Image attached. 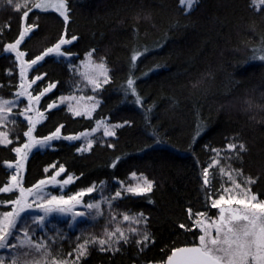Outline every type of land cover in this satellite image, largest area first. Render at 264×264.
<instances>
[{"label":"trees","instance_id":"1","mask_svg":"<svg viewBox=\"0 0 264 264\" xmlns=\"http://www.w3.org/2000/svg\"><path fill=\"white\" fill-rule=\"evenodd\" d=\"M28 2L31 7L35 0ZM14 3L23 5L24 0ZM68 7L66 23L54 10L39 9L29 11L23 21L22 13L28 9L16 11L0 0V99H12L21 80L15 57L5 49L24 27L35 23L38 27L20 45L26 60L54 46L62 36L77 39L62 47L70 59L48 56L30 71V79L43 76L32 87L34 96L55 85L40 99L44 119L33 135L49 136L61 125L62 136L79 135L96 128L101 120L122 126L113 128L114 136L95 135L91 149L83 153L78 151L80 141L64 139L33 151L24 165L22 186L32 187L62 165L66 171L60 180L74 177L65 196L94 183L99 189L103 183L102 191L84 196L86 205L116 191H121V198L113 201L111 209L102 204L103 215L91 209L90 219L76 228L69 226V220L58 219H51L43 229L31 226L33 239L49 245L47 264L53 257L71 264L79 244L93 237L107 239L106 230L114 231L117 225L125 230L128 242L113 245L118 251H101L98 244H89L78 264H165L174 248L198 243L196 213L218 216L209 197L218 198L223 188L232 187L227 176L219 173L220 167L226 172L236 170L232 175L237 183L251 178V192L264 200V61L252 59L264 49V6H254L252 0H199L189 12L179 0H68ZM145 48L147 53L133 62L132 55ZM93 49L91 61L106 64L109 80L95 91L82 75ZM128 79L134 81L135 95L128 90ZM75 96L95 105L90 117L74 115L68 101L60 103L61 97ZM53 102L58 107L48 109ZM20 112L13 109L0 127L12 141L0 144V186L13 174L7 167L17 161L13 149L26 142L28 122ZM229 143H242L246 150L237 148V156L227 149ZM213 149L219 150V156ZM214 159L220 163L209 167ZM205 168L207 186L203 184ZM134 177L152 181V191L124 192L133 186ZM16 196L18 192L0 193V200ZM11 209V204H0L1 212ZM140 213L146 223L123 221V214L136 217ZM130 227L141 235H132ZM144 232L151 241L147 246L136 243ZM8 254L7 258L12 253ZM36 258L40 259L38 254Z\"/></svg>","mask_w":264,"mask_h":264},{"label":"snow or ice","instance_id":"2","mask_svg":"<svg viewBox=\"0 0 264 264\" xmlns=\"http://www.w3.org/2000/svg\"><path fill=\"white\" fill-rule=\"evenodd\" d=\"M7 5L12 6L14 10L19 11L21 7L28 10L22 13V20L27 21L29 16V11L32 9H39L41 11L47 12L49 10H54L61 17H63L66 23L69 19L68 12V0H35L29 7L28 0H24L23 5L20 3H14V0H4ZM182 9L185 11H191L194 4H198L199 0H179ZM252 4L255 6L259 4L264 6V0H252ZM257 7V11H259ZM38 25L35 23L29 24L24 27L19 33L18 39L14 43L7 45L5 51L8 53H15V60L20 62V77L21 83L20 88H25L24 76L28 69L33 66L38 65L42 62L45 57L49 55H55L56 57H63L70 59V53L62 51L63 45H69L77 37L72 36L71 39H66L64 36L52 47L44 50L40 55L35 56L30 60H25L24 57L27 55L25 51L19 50V45L24 42L25 37L28 36ZM93 49L88 53L90 61L89 73H84L88 83L93 86V91L101 87L102 83H108V69L105 63H95L91 61ZM148 49L143 51H137L132 55V61L135 62L139 56L146 54ZM252 59H259L264 61V49L259 52L254 53ZM11 75V73H9ZM43 79V76H34V79L27 85L31 87V84L36 83L37 80ZM134 81L128 79L127 86L128 90L135 95V88L133 87ZM55 87L54 84H49L47 88L40 91L38 95L32 96L25 90H21L15 93L16 97L27 96L29 104L28 107L24 108L19 115L25 116L28 122V130L24 132V135L28 138V142L24 143L22 147H16L13 150L20 155V159L16 161L15 165L8 164L7 167L12 169L14 172L10 177V181L4 186H0V193H12L18 192L19 195L14 199L0 200V204L7 206L12 205L11 211H4L0 213V250L12 252V254L7 258L8 264H47L48 258L51 256L49 251V245L46 241H38L33 239V235L29 232L28 219L30 218L31 223L42 227L46 219L50 217L53 213H67L71 212L72 208L81 203V198L86 194H91L94 191H102L104 185L101 183L100 188L94 183L92 186L85 190H81L74 195H69L65 198L64 195H51L45 191L48 185H60L61 191L67 185L74 182V177L68 175L64 180L58 181L59 177L66 170L61 165L55 173L47 178L38 181L37 184L30 188L25 189L22 186V176H20L21 171L24 167V161L27 159V155L32 151L33 148L46 149L51 148V141L53 140H81L84 139V143L78 148V151L83 153L89 151L92 147L93 140L88 139L90 133L85 132L75 136H62L60 128L61 125L56 129L55 132L49 136L43 138H36L33 133L39 120L33 119L31 116H26V113L30 108L33 107L32 102H39L41 97L46 93L50 92L52 88ZM89 100L94 99L89 97ZM68 100H75V97H61L60 103H64ZM136 100L139 103L140 98L136 96ZM14 101H9L5 99H0V124H5L8 121L9 113H12L11 104ZM98 103V102H97ZM48 109L58 107L56 102L47 105ZM70 110L74 111V115H88L87 111L81 112L79 110H74L71 104L68 105ZM95 105H93V108ZM38 115L43 116V113H38ZM15 123V121H12ZM122 125H111L108 126L105 121H98L96 124V131L103 127V135L114 136L115 132L111 129L120 127ZM200 129L198 128L196 135L199 136ZM18 138V137H17ZM195 139V137H194ZM12 141L8 139L7 132H0V144H11ZM239 148L240 152L245 151L244 144L229 143L227 149L231 150L237 156L239 153L236 149ZM219 156V150L213 149ZM220 163L219 159H214L209 167H214ZM115 163L112 164L114 168ZM54 168L55 165H52ZM48 169H45L47 172ZM236 171V170H232ZM232 171L226 172L224 167L219 168V173L226 175L228 180L231 182L232 187L223 188V192L218 196V198L211 200V207L219 209V215L214 220H209V218L201 219L205 217V214L198 212L195 214L194 225L200 229V234L198 235V243L193 246L176 247L171 251V254L167 257L165 264H264V200H261L259 196L251 192L250 185L254 183L251 178L244 181L243 184L237 183L232 175ZM135 175V174H133ZM238 175L242 173L238 172ZM18 176L20 178L18 179ZM209 171L205 168L203 171V184L205 186L209 185ZM153 188V182L148 181L143 178V186L137 184L135 187L128 186L123 189L126 193H131L134 195H143L145 193L151 192ZM233 189L236 191L233 192ZM228 197L227 199L225 197ZM121 198V191H116L111 197H101V200L88 203L85 205L88 209L96 210L97 214L103 215L101 211L102 204H107L109 209L112 208L113 201ZM35 207L43 215L30 214L29 218H23L22 214L28 212L30 209ZM190 217L193 215L191 209L188 210ZM75 215H83V213H77ZM123 221L129 222L130 224L139 225L142 222L146 223L147 218L144 217L143 213L138 216L133 217L128 214H123ZM112 220L116 219V215L113 214ZM19 225V227H18ZM180 228H185V225H179ZM188 231H192V228H188ZM34 231V230H33ZM128 231L132 235H141L136 227H130ZM107 239L93 237L91 240H85L83 243L79 244L75 249V258L71 261V264H78L80 258L87 253V247L89 244H98L101 251L119 250L118 248L113 249V245H118L121 241L124 243L128 242V235L124 229L119 225L114 231L106 230ZM151 242L150 237L147 232L142 234V238L137 240L136 243L147 244ZM39 255L40 259L36 256ZM69 257L73 256V253L68 254ZM0 264H5V257L0 256ZM51 264H69V260L64 259L57 261L54 257L51 258Z\"/></svg>","mask_w":264,"mask_h":264},{"label":"rangeland","instance_id":"3","mask_svg":"<svg viewBox=\"0 0 264 264\" xmlns=\"http://www.w3.org/2000/svg\"><path fill=\"white\" fill-rule=\"evenodd\" d=\"M21 45V44H20ZM20 45H19V50H20ZM64 46V45H63ZM62 46V47H63ZM62 50V49H61ZM11 54H13V56L15 57V53H11ZM49 56H55V55H49ZM48 57V56H47ZM56 57V56H55ZM46 58V57H45ZM24 59H25V57H24ZM26 60V59H25ZM17 62V64H18V68H19V71H20V62L19 61H16ZM92 62H93V60H92ZM40 63H42V62H40ZM39 63V64H40ZM85 66L82 68L83 69V74L84 73H89L90 71H91V69H90V61H87L85 64H84ZM37 66V65H36ZM35 66H33L32 68H34ZM32 68L31 69H28L27 71H26V73H25V76H24V83H25V88L24 89H21L20 88V86H19V89H18V91L17 92H19V91H21V90H25L27 93H30L32 96H34L33 95V93H32V87L35 85V83L34 84H31V87H27V85L33 80V79H30V71L32 70ZM108 74V73H107ZM84 78H85V76H84ZM21 79V78H20ZM85 80L87 81V79L85 78ZM88 82V81H87ZM20 83H21V80H20ZM102 83V82H101ZM92 86V85H91ZM16 92V93H17ZM49 93V92H48ZM47 94V93H46ZM45 94V95H46ZM44 95V96H45ZM41 98H43V96L41 97ZM9 101H14L15 103H13V104H11L10 106L12 107V110L13 109H20L21 111L24 109V108H26V107H28V104H29V101H28V98H27V96H24V97H19V98H17L16 97V95L12 98V99H9ZM41 101V100H40ZM39 101V102H40ZM39 102H35V101H33L32 102V104H33V107L32 108H30L29 109V111L26 113V116H31V117H33V119H36V120H39L40 122L44 119V113L42 112V110L40 109V107H39ZM68 102H70V104L73 106V109L74 110H79V111H81V112H85V111H87L89 114L88 115H86L87 117H90L91 116V112H92V110L94 109L93 108V105H92V103L90 104L89 102H87L86 103V101H85V98H83V97H77V96H75V100H68ZM58 105H59V103H58ZM69 108V107H68ZM70 111H72L73 113H74V111L73 110H70ZM38 113H43V116H40V115H38ZM11 113H9V114H7L8 116L10 115ZM25 120H26V118H25V116H22ZM27 121V120H26ZM39 122V123H40ZM38 123V124H39ZM37 124V125H38ZM108 126H111V125H109V124H107ZM0 127H1V124H0ZM94 129H96V128H94ZM103 127H101L100 129H98V130H96V131H93V130H91V131H87L88 133H90V135H89V137H88V139H91V140H93V137L95 136V135H99L98 133H101V134H103ZM111 130H113V129H111ZM85 133V132H84ZM75 136V135H74ZM100 136V135H99ZM104 136V135H103ZM60 140V139H59ZM55 141H57V140H53V141H51V144L53 143V142H55ZM69 141V140H68ZM73 141H80L82 144L84 143V139L82 138L81 140H73ZM28 142V138L26 137V142L25 143H27ZM22 147V146H21ZM35 150H37V148H33L32 149V151L31 152H29L28 153V155H27V158H28V156L33 152V151H35ZM20 159V155L19 154H17V160H19ZM27 160V159H26ZM26 160L24 161V165H25V162H26ZM15 163L16 162H14V163H9V164H13V165H15ZM12 170V172H14V168H12L11 169ZM23 173H24V167H23V169H22V171H21V174H20V176H23ZM62 175V174H61ZM60 175V176H61ZM20 176H18V179L20 178ZM60 176L59 177H57V180L58 181H62V180H60ZM132 182H133V187H135L137 184H141L142 186H143V180H141V179H139V178H136V177H134L133 178V180H132ZM68 186V185H67ZM66 186V187H67ZM66 187H64L63 188V191H61V186L60 185H56V186H53V185H48L46 188H45V191L47 192V193H50L51 195H56V196H59V195H64V190H65V188ZM18 195H19V193H18ZM65 196V195H64ZM65 198H67V196H65ZM228 198V197H227ZM226 198V199H227ZM84 197H82L81 198V203L80 204H78V205H76L74 208H72V211L71 212H67V213H53L50 217H48L47 219H46V222H45V224L46 223H48L51 219H58V220H60V221H67V220H69V226L70 227H73V228H76V225H78V224H80V223H82L84 220H88V219H90V217H89V215H90V212L92 211L91 209H88L87 207H85V203H84ZM12 206V205H11ZM12 210V209H11ZM10 210V211H11ZM0 213H2L1 211H0ZM77 213H83V215H75V214H77ZM30 214H34V215H43V213L42 212H40L39 210H36L35 209V207L33 208V209H30L28 212H26V213H23L22 214V217L23 218H29L30 217ZM218 215H219V209H218ZM218 217V216H217ZM216 217V218H217ZM204 218H208V217H201V219H204ZM216 218H214V219H216ZM213 218H209V220H214ZM28 223H29V232H30V230H31V226H35V224H33V223H31V220H30V218L28 219ZM44 224V225H45ZM44 225L42 226V227H39V229H43L44 228ZM18 227H19V225H18ZM15 250H12V252H14ZM12 252H8V251H4V250H0V256H2V257H5V259L7 258V255H9L8 253H12ZM1 253H4V254H1Z\"/></svg>","mask_w":264,"mask_h":264}]
</instances>
